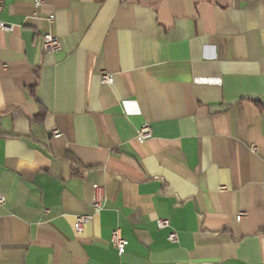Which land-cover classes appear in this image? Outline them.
Instances as JSON below:
<instances>
[{"label":"crops","instance_id":"obj_1","mask_svg":"<svg viewBox=\"0 0 264 264\" xmlns=\"http://www.w3.org/2000/svg\"><path fill=\"white\" fill-rule=\"evenodd\" d=\"M0 22V264H264V0H4Z\"/></svg>","mask_w":264,"mask_h":264},{"label":"built area","instance_id":"obj_2","mask_svg":"<svg viewBox=\"0 0 264 264\" xmlns=\"http://www.w3.org/2000/svg\"><path fill=\"white\" fill-rule=\"evenodd\" d=\"M49 1L50 0H35V7L39 9ZM3 3L4 0H0V10L2 8ZM54 20H55V16L50 15L48 21L50 23H53ZM0 30L12 32L14 30V26L0 22ZM42 41H43V51L46 54H53L61 49V40L58 37H54L51 34L42 35ZM102 82L105 84L112 85L114 83V79L112 75L104 72L102 73ZM52 134L54 138H60L62 136L61 132L58 130H54ZM138 137L142 140H149L153 138V131L151 125L150 124L143 125L138 131ZM103 203H104V197L101 193V189H97L95 200L91 205L92 208L91 213L76 217L75 229L77 233H82L85 227L94 220L95 216L98 215L103 210ZM5 204H6V197L0 194V207H3ZM244 216L245 213H240L237 216V220L240 221ZM158 226L160 229L170 228L169 222L164 220L159 221ZM168 241H170L171 243H178L179 239L177 233L176 232L170 233V235L168 236ZM112 242L118 254L122 255L126 250V246L128 245V242L125 239H123L118 232H115L113 234Z\"/></svg>","mask_w":264,"mask_h":264}]
</instances>
